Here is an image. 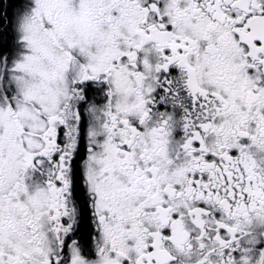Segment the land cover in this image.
<instances>
[{"label":"snow or ice","instance_id":"1","mask_svg":"<svg viewBox=\"0 0 264 264\" xmlns=\"http://www.w3.org/2000/svg\"><path fill=\"white\" fill-rule=\"evenodd\" d=\"M0 264H264V0H0Z\"/></svg>","mask_w":264,"mask_h":264}]
</instances>
